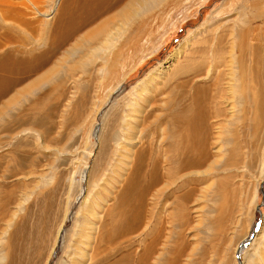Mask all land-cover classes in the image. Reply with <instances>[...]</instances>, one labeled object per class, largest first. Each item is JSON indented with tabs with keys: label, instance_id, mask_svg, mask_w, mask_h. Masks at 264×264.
I'll return each mask as SVG.
<instances>
[{
	"label": "rangeland",
	"instance_id": "rangeland-1",
	"mask_svg": "<svg viewBox=\"0 0 264 264\" xmlns=\"http://www.w3.org/2000/svg\"><path fill=\"white\" fill-rule=\"evenodd\" d=\"M35 2L69 13L76 0ZM241 9L250 20L239 54ZM51 10L23 35L42 41ZM120 18L84 70L72 63L89 54L57 52L59 77L31 87L40 71L24 74L7 92L19 71L0 68V264H264V0H165ZM196 38L200 113L177 121L170 111L194 91L181 71ZM192 149L203 166L162 191L139 188L151 165L158 184L172 152L186 166Z\"/></svg>",
	"mask_w": 264,
	"mask_h": 264
},
{
	"label": "bare ground",
	"instance_id": "bare-ground-1",
	"mask_svg": "<svg viewBox=\"0 0 264 264\" xmlns=\"http://www.w3.org/2000/svg\"><path fill=\"white\" fill-rule=\"evenodd\" d=\"M35 1L36 0H0V51H2V49H4L5 47H6V50H3V51L5 52L11 51L9 52V54H5V57L0 52V68L3 70L11 68L10 70L15 71L14 66H17V71H19L16 74L18 75V77L11 78L12 75L11 74L10 76L8 75V79L6 80L7 83H5V85L7 86V92L10 91L15 85H17V83L18 84L19 82L21 83V81L23 80L21 76L24 74L35 75L40 71V76H38V79L30 85L31 87L36 86L37 83L39 82L46 83L51 78L57 77L59 74V71H64L61 69L63 67L62 63H60L59 67H58V64H59L58 62L53 63L56 61V60L53 61V58L56 57L57 54L59 55L61 54V56H64V57L66 56L75 57V60L78 59L79 57H82L85 53L86 55L89 54L90 56H86V58L82 59L81 61H74L72 63V67H73L72 69L74 68L76 69L80 67V69L83 68L82 70H84L85 66L92 63V59H93L92 57L95 54L91 55V53L93 52L96 53L97 48H99L100 50L102 49L104 50V48L106 49L105 45L102 46L100 42H101V39L103 38V35H104L103 33L106 31L107 24L111 23L110 21H108L110 18L112 19L115 17H118V18L123 17L124 20L127 19L126 22L127 21L134 22V21H137L139 18H141V15H143L145 11H150V9H152L154 6L160 3L164 4L165 2V0H89V1L88 0H76V2H74V7L73 8L71 7L72 9L70 10L69 13L63 12L62 9L58 13L57 12L58 9L56 8L57 10H55V7L57 6H54L53 8L51 7L49 8L47 12H44V10H42L41 8L37 6V2ZM253 3L255 4V2H252V4ZM133 4H136V7H134ZM252 4L250 5L252 6ZM64 5H65V1L62 7ZM51 9H53L55 15H57V20L53 18V21H55L54 23L56 24L53 30H51V32L47 31V28H45V31L42 30L41 34H43L42 38L44 39H41L42 41L38 43H36L37 41L35 37H31V38L25 37V35H23V32L30 31L32 34L36 32L34 30L35 29L34 24L37 21H40V17H43V19L45 18L46 20L49 19V16L52 13ZM240 12H239L240 13L239 21L237 23V29H235L236 33L235 35H233L235 39L233 43L235 44L237 43V45L240 47L239 49L242 48L239 54H241V51L246 47V44H247L246 35H248V32L246 31L244 27L246 24V20L248 18L247 17L248 13L245 9H241ZM111 13H113L115 16L112 15ZM63 15H66V16H63ZM103 16H104V19L101 20L100 17H103ZM43 24H46V22ZM206 27L207 26H205V28ZM207 29H209V27L206 28L205 32H207ZM201 39H203V35ZM205 39L208 40V38H205ZM200 40L196 38L194 43L196 42L197 46L194 45L193 43V45L187 48V53L184 52L183 54V56L187 55L188 59L185 65H183L184 68L181 72L186 74L185 78H187V80H185L184 82L190 83V84L195 83V85H193L194 86L193 93L195 94L192 93L189 95L190 101L187 103V105L180 106V103H178L176 106H174L175 108H173L170 111V115L173 118H175L177 121H183L184 118H188L189 117L188 113L191 111L194 112V117H195V113H198V114L200 113L199 112V107H200V96L199 95H201V92L203 91V87L202 85L197 84L195 80H193L196 76L198 77V75L200 74L198 70L200 69L203 63L201 61L202 47L200 46V44L202 43ZM221 40L223 39L221 38ZM68 41H73V44L69 46L70 48L63 49V50L61 49L63 52L60 51L59 48L61 46L64 47L65 44L68 43ZM42 42L44 43V45ZM39 43H42V46H45V49H41L38 45ZM97 43H98V47H96ZM8 47L9 49H7ZM12 47H16L15 49L16 53L12 52L11 50ZM177 52H178V49L174 52V54L170 56V59H173L174 56L177 55ZM239 57L241 58V55ZM62 60H63V57L60 58V61ZM2 61L4 62L3 64H1ZM242 61L243 60H241V63ZM109 63H111V61L107 63V66L109 65ZM172 65H173V62L170 63L167 67H165V69L169 70V67L170 66L172 67ZM45 67L46 69H44ZM173 70L174 71L171 74L173 77H176L179 71L175 69ZM9 73L15 74L13 72H9ZM241 74H242V77L244 78L242 67H241ZM21 78L22 80H20ZM153 79L154 78H152V80ZM0 86H3V85L0 84ZM24 91H27L28 93V89L27 90L23 89L22 92ZM4 94H5L4 90H0V97ZM17 95L15 97L13 95L12 98H10V103H13ZM147 118L149 117L147 116ZM143 123H145V121ZM128 125L132 126L130 124ZM157 125H158V122L156 123V126ZM194 135L199 136L195 133ZM197 152H199V150H197ZM197 152H194V150L192 149V151L187 154L185 162H188L189 160L191 162L187 163L186 166H182L181 165L182 162L178 164L174 163V161H178L180 157L177 156L175 152H172V157L169 159V161L172 160V162L168 163L166 170L164 171V177H161L162 175H160V182L157 184V175H156V172L152 169L155 167L154 165H151L152 168L149 170L147 179L142 178L146 180L145 184L142 187H139V184H138V187L148 192V189L150 191L156 185L157 186L160 185L163 188L160 187L154 192L164 190V186H166L167 184H172L175 182L176 179L179 180L182 177H184V175L186 174L184 171L187 170V168L192 167L196 169L205 164L206 159L204 155L202 154L201 150H200L201 153L200 152L197 153ZM142 154L143 153H141V156ZM141 156H139V159L142 158ZM148 156L149 155L145 157V160H147ZM136 158L138 160V157ZM145 160H143V158L141 159L143 163L146 162ZM213 161L214 160H211L210 163L208 164L209 169H211V167L213 166ZM137 168H139V165L137 166ZM140 178H141V175L140 177H138V180ZM162 178H164V180ZM130 179L131 181H133L135 178L134 179L130 178Z\"/></svg>",
	"mask_w": 264,
	"mask_h": 264
}]
</instances>
